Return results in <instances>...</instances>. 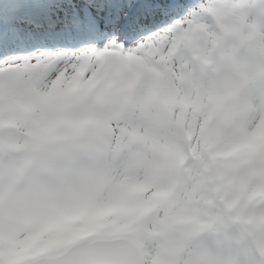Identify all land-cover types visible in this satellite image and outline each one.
Instances as JSON below:
<instances>
[{
    "label": "snow or ice",
    "instance_id": "6c2138e0",
    "mask_svg": "<svg viewBox=\"0 0 264 264\" xmlns=\"http://www.w3.org/2000/svg\"><path fill=\"white\" fill-rule=\"evenodd\" d=\"M195 7L0 0V264H264V96L201 93Z\"/></svg>",
    "mask_w": 264,
    "mask_h": 264
},
{
    "label": "clouds",
    "instance_id": "9594fccd",
    "mask_svg": "<svg viewBox=\"0 0 264 264\" xmlns=\"http://www.w3.org/2000/svg\"><path fill=\"white\" fill-rule=\"evenodd\" d=\"M190 38L176 55L201 93H224L247 78L240 54L264 40V0H196Z\"/></svg>",
    "mask_w": 264,
    "mask_h": 264
},
{
    "label": "rangeland",
    "instance_id": "374dc122",
    "mask_svg": "<svg viewBox=\"0 0 264 264\" xmlns=\"http://www.w3.org/2000/svg\"><path fill=\"white\" fill-rule=\"evenodd\" d=\"M239 62L245 70L249 81L248 98L258 101L264 96V40L255 48L244 50L239 57ZM203 235V234H202ZM204 238H198L195 246L207 251L217 258L234 261L239 251L237 240L240 230L231 226L219 233H204Z\"/></svg>",
    "mask_w": 264,
    "mask_h": 264
}]
</instances>
